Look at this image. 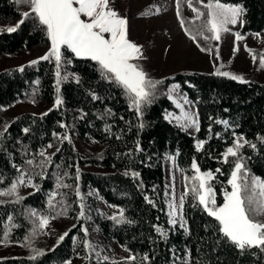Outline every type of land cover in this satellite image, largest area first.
<instances>
[{
    "label": "trees",
    "instance_id": "1",
    "mask_svg": "<svg viewBox=\"0 0 264 264\" xmlns=\"http://www.w3.org/2000/svg\"><path fill=\"white\" fill-rule=\"evenodd\" d=\"M222 2L242 4L246 9L239 31L241 35L264 33V0ZM21 12L24 10L19 9L15 0H0V23L20 20ZM181 16L186 21L183 29L195 28L192 19L183 13L182 6ZM197 40L200 48L211 47L202 37L198 36ZM49 46L46 33L32 18L16 32L0 31V58L19 56L27 51L37 57ZM254 52L257 56L262 53L259 50ZM64 58L71 60V64L62 68V74L69 70L80 76V83L71 78L63 82L60 95L64 103L59 109L50 112L48 109L45 111L48 114L43 117L32 112H17L12 106L19 102L55 101L54 60L40 61L36 65L25 63L21 66L23 72L18 70L21 67L0 70V132H3L0 137V177L3 178L0 189L8 187L18 175L14 164L29 168L25 161L34 158L38 163L41 149H47L51 155L56 153L57 147L60 148L53 157V164L45 169L46 175L34 179V183L40 186L39 191L23 192L20 187L19 194L24 199L19 203L11 202L14 197L0 196V200L5 201L0 204V240L8 232L7 242L1 244H17L25 250L24 255L0 258V264H63L79 258L89 260L87 264H264V251L256 247L241 251L222 238L214 218L201 207L193 206L196 202L191 194L183 209L188 230L170 225L165 176L166 154L177 156L183 184L185 176L194 174L191 163L195 159L202 171L214 172L215 179L211 183L216 191L217 205H221L224 189L231 190L227 180L232 166L221 163L220 154L233 143L232 133L235 132L256 144L255 149L246 145L242 155L250 173L264 178V140L258 139L264 137V83L254 77L247 80L249 83H240L217 76L215 72L194 70L161 77L154 58L147 57L140 66L149 78L163 82L157 86L152 103L144 106L143 116L138 117L129 107L122 90L101 79L96 62L77 58L66 48ZM172 83L180 85L196 108L199 131L195 134L165 118L168 111H177L167 94ZM92 93L100 99H93ZM217 121H228V125ZM140 123L143 128L139 127ZM61 124H67V130ZM5 125L8 126L6 131ZM24 128L29 132L24 133ZM65 132L70 134L71 143H60L53 136V133L63 135ZM75 135L82 140H95L103 147L91 156H83L72 140ZM200 140L207 143L202 150H197L196 143ZM137 142L140 151H137ZM48 144L53 147L47 148ZM85 165L99 166L105 171L86 170ZM77 167L79 180L76 179ZM218 168L220 173L215 172ZM133 171L138 172L139 177L124 175ZM66 172L67 176L64 175ZM57 174L71 187L58 188ZM77 185L84 197L85 217L82 219L78 217ZM53 191L61 194L56 201H66L68 207L66 215L55 219H71L75 227L71 226L68 236L52 247L47 246L42 231L33 237L31 247L25 246V237L34 227L35 218L30 216V211L53 216L59 210V203L55 209L48 207L49 194ZM97 195L108 204L124 209V215L131 223L116 224L109 219L110 216L100 210ZM145 196L153 203L149 204ZM9 216H12L11 221ZM85 226L97 229L103 239L115 241L135 259L99 260L94 250L84 246V241H89L88 232L85 236L82 231ZM156 227L162 228L167 235L158 233ZM32 248L44 250L45 255L30 259L34 255Z\"/></svg>",
    "mask_w": 264,
    "mask_h": 264
},
{
    "label": "snow or ice",
    "instance_id": "2",
    "mask_svg": "<svg viewBox=\"0 0 264 264\" xmlns=\"http://www.w3.org/2000/svg\"><path fill=\"white\" fill-rule=\"evenodd\" d=\"M17 5H27L29 11L20 13L21 19L14 25L0 31L8 33L16 32L27 19H35L38 25L46 33L50 41L49 51L36 60L30 62V65H36L40 61L54 60L55 62V101L53 109H59L64 103L60 93L62 83L70 78L80 83V76L75 73L62 74V68L66 64H71V60H66L63 56L62 49H67L77 58L89 59L96 62L101 79L112 83L122 90L123 95L129 101V107L135 110L138 117L143 116V108L150 105L155 98L156 89L163 81L153 80L138 63L143 59L142 46L131 41L128 36V19L121 16L110 5V0H15ZM187 6L195 13L191 23L195 28L190 30L184 27L185 33L197 42V37L200 36L208 41H220L222 34L230 32V25L234 26L238 23H243L242 17L246 13V9L242 4L224 3L222 0H185ZM177 16L180 18L181 26L186 23L181 16V0H176ZM159 9H157V12ZM199 21V24L196 22ZM236 41L244 39L239 32L235 34ZM259 37V33L255 34ZM247 47V46H245ZM202 51L211 53V47H202ZM238 51V47L234 48V52ZM252 53L253 62L256 63L257 56L252 49H248ZM216 56L219 57V50L216 49ZM260 67L264 68V52L259 54ZM224 65L216 68L215 75L230 78L240 83H249L243 76L232 74L228 71H221ZM23 72L24 68L18 69ZM37 84L39 81L36 82ZM180 86L174 84L170 87L168 98L176 103L177 108L183 113L182 116H175L172 113H167L166 119L176 120L184 129L194 127L199 131V122L195 112L185 111V105H191L193 102L188 100L187 96H182L183 103L176 99L173 93H177ZM92 98L100 99L95 93H92ZM34 102V101H33ZM110 113V110H108ZM48 113H42L41 116H46ZM224 125H228V121H217ZM5 125V131L7 130ZM61 127L67 130V124H61ZM139 127L143 128V123ZM24 133H28L29 129L24 128ZM211 132V128H209ZM233 135V143L227 146L223 153L220 154V162L231 164L230 178L227 184L230 186V191L225 188L223 191V203L217 205L216 191L212 186L211 181L215 179V174L212 170L201 171L199 165L193 159L191 169L192 176H185L184 191L177 198L175 193L174 177L171 185L170 200L168 201L169 223L173 227L179 225L180 228L188 230L187 222L183 216V209L187 197L191 194L196 202L193 206H198L217 222V230L222 238H226L231 244L241 251L245 248L256 247L264 251V221L259 217L264 216V178L250 173V170L245 165V157L242 155V149L247 145L255 149L256 144L247 140L243 135ZM3 132H0V137ZM53 136L60 142L71 143L70 134L58 135L53 133ZM219 136V134H217ZM258 139L264 140V137ZM206 140H200L196 143L197 150H202ZM53 147L48 144L47 148ZM139 142H137V151H140ZM60 151L57 147L56 153ZM56 153L48 154L47 149H41L38 153L41 158L37 163L35 159H28L25 164L29 168L13 165L16 168L18 175L10 182L9 186L0 189V196L14 197L11 202L19 203L24 197L20 196V187H31L35 191L40 190V186L34 183L35 177H44L45 169L53 164V157ZM231 158V160H230ZM174 161V157H172ZM59 168V165H56ZM31 169V171L29 170ZM39 169V171H36ZM216 173H220L221 169H216ZM65 176L68 173H64ZM124 175H131L133 178L139 177L138 172H125ZM79 168H76V179L79 180ZM64 177L57 174V187L69 188L71 185L63 183ZM3 178L0 177V183ZM30 195L32 193H29ZM61 195L59 192L53 191L49 194L48 207L55 209L56 204L61 206L56 212V215L48 216L41 215L35 210L30 211V216L34 217L32 231L30 235L25 237V246L31 247L33 237L38 232L46 229L52 219L56 216L66 215L68 207L66 201H56V197ZM75 195L79 201V218L85 217L84 197L80 192L79 185L75 189ZM145 200L152 204L153 201L145 196ZM5 201L0 200V204ZM109 219L115 221L116 224L131 223L124 215V209H119L116 214H113ZM12 220V216L8 217ZM75 227V225L73 226ZM155 230L163 236L167 233L160 227ZM82 231L87 235V228H82ZM68 232H64L58 238V243L62 242ZM8 232L4 233V239L0 243L7 242ZM84 246L86 249L93 250V245L85 240ZM54 250V249H52ZM34 253L30 259H37L45 255L44 250L32 248ZM190 256V252L188 253ZM107 260V257L104 258ZM127 259L134 260V256ZM148 259L147 256L144 257ZM63 264H71V261H64ZM115 264V262H114ZM187 264V262H185Z\"/></svg>",
    "mask_w": 264,
    "mask_h": 264
},
{
    "label": "rangeland",
    "instance_id": "3",
    "mask_svg": "<svg viewBox=\"0 0 264 264\" xmlns=\"http://www.w3.org/2000/svg\"><path fill=\"white\" fill-rule=\"evenodd\" d=\"M206 2L207 0H205V3ZM110 5L121 16L128 19L129 39L142 46L144 58L139 60L138 63L142 64L141 61L145 58L153 57L156 69L161 77L170 76L182 70L215 72L216 68L223 64L224 67L221 68V71H228L232 74L243 76L246 80L254 77L264 83V68L260 67V57L256 55L257 61L254 63L252 53L248 51V49L259 50V52L264 51V33H259V37L255 35L256 33H246L245 35H241L244 39L237 42L234 34L240 31L241 23L234 26L230 25L229 27L231 31L223 33L220 41H208L203 39V41L213 49V51L209 53L207 51H202L197 43L189 37V35L186 36L182 34L181 38H178L177 35H173L171 27H168L167 29L165 28L164 30H156L159 28L157 24L161 21L171 19V17L178 19L176 14V0H110ZM181 6L183 13L188 18L193 19L195 13L187 6L185 0H182ZM18 7L20 10H29L27 5L21 4L18 5ZM157 9H159L158 12ZM130 16L132 18H130ZM18 21L19 20L12 23H0V29H6L7 27L14 26ZM152 41H155L157 44L156 47ZM237 47L238 51L234 52V48ZM195 48L199 51L201 50V53H199L198 56H194L193 49ZM217 48L219 50V57L216 56ZM49 49L50 46L47 50L40 52L37 57H33L28 51L19 56H3L0 58V70L10 67H21L25 63H29L45 55ZM62 53L65 57V49H62ZM180 66H184L185 69H181ZM67 72L70 73L69 70ZM174 84L178 83L170 84L167 89V94L170 87ZM173 95L181 103H183L181 97L187 96L181 87L178 92L173 93ZM174 104L176 105V103ZM53 106L54 102H19L14 104L12 108L17 112L42 114ZM185 111L195 112L197 114L193 103L191 105L186 104ZM167 113H172L175 116L183 115L179 108H177V111H168ZM171 121L180 125L174 119H171ZM185 130L190 134L196 133V129L194 127H189ZM72 140L77 150L83 156H91L94 153L99 152L103 147L102 144L95 140H82L76 135L73 136ZM172 157H174V161L171 159ZM83 168L91 171H105L102 167L95 165H85ZM165 174L166 201L168 205L173 177L176 197L178 198L184 191L183 174L178 166L176 155H165ZM30 190H32L31 187L23 186L21 189L23 192H29ZM96 198L100 210L106 216H112L118 212V207L108 204L98 195ZM260 218L261 221H264V216H261ZM73 225L74 221L68 218L52 219L48 227L42 231L47 246H54L58 242L59 236L68 231V229ZM85 227L87 228V232L89 234V242L93 245V250L99 260H102L105 257L110 260L130 257V253L124 250L118 243L110 239H103L97 229H93L89 226ZM24 254L25 250L17 244L0 243V258L6 256H20ZM87 262H89V260H86V258H79L75 261H71V264H87Z\"/></svg>",
    "mask_w": 264,
    "mask_h": 264
},
{
    "label": "crops",
    "instance_id": "4",
    "mask_svg": "<svg viewBox=\"0 0 264 264\" xmlns=\"http://www.w3.org/2000/svg\"><path fill=\"white\" fill-rule=\"evenodd\" d=\"M177 14V13H176ZM243 23L241 24L240 27H242ZM157 26H159L158 29H156L157 31L159 29H162L164 30L165 28L167 29L168 27L170 28L171 27V30L173 31V35H177L178 38H181V35H186L188 36L185 31L183 30L182 26H181V23H180V20L179 18H172L171 19H167V20H164V21H161L159 24H157ZM139 27V26H138ZM241 29V28H240ZM140 31V30H139ZM248 33H255V32H248ZM189 41V40H187ZM153 44H155V47L157 46V44L155 43V41H152ZM195 51V52H194ZM193 53H194V56H198L199 53H201V50L199 51L197 48L193 49ZM181 69H185L184 66H180ZM196 132V131H195Z\"/></svg>",
    "mask_w": 264,
    "mask_h": 264
}]
</instances>
